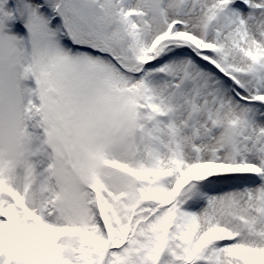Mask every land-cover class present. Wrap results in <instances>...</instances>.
Segmentation results:
<instances>
[{"label": "snow or ice", "instance_id": "obj_1", "mask_svg": "<svg viewBox=\"0 0 264 264\" xmlns=\"http://www.w3.org/2000/svg\"><path fill=\"white\" fill-rule=\"evenodd\" d=\"M0 264H264V0H0Z\"/></svg>", "mask_w": 264, "mask_h": 264}]
</instances>
